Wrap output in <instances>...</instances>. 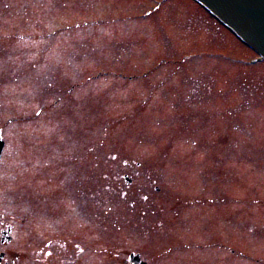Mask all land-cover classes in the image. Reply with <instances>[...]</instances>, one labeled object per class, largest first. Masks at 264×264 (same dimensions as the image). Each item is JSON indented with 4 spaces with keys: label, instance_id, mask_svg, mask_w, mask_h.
<instances>
[{
    "label": "rangeland",
    "instance_id": "obj_1",
    "mask_svg": "<svg viewBox=\"0 0 264 264\" xmlns=\"http://www.w3.org/2000/svg\"><path fill=\"white\" fill-rule=\"evenodd\" d=\"M255 57L192 0H0V209L86 264H264Z\"/></svg>",
    "mask_w": 264,
    "mask_h": 264
},
{
    "label": "flooded vegetation",
    "instance_id": "obj_2",
    "mask_svg": "<svg viewBox=\"0 0 264 264\" xmlns=\"http://www.w3.org/2000/svg\"><path fill=\"white\" fill-rule=\"evenodd\" d=\"M82 210L89 211V208ZM13 211L0 209V264H86L89 260L86 253L89 248L75 241L80 237L75 236V226L71 222L17 221L11 219L15 218ZM78 224L84 229L81 234H85L90 225L80 221ZM85 239L82 235V240ZM133 252L122 251L126 258L124 264H140L131 261Z\"/></svg>",
    "mask_w": 264,
    "mask_h": 264
},
{
    "label": "water",
    "instance_id": "obj_3",
    "mask_svg": "<svg viewBox=\"0 0 264 264\" xmlns=\"http://www.w3.org/2000/svg\"><path fill=\"white\" fill-rule=\"evenodd\" d=\"M264 56V0H197ZM4 142L0 139V155ZM135 261H140L139 256Z\"/></svg>",
    "mask_w": 264,
    "mask_h": 264
}]
</instances>
